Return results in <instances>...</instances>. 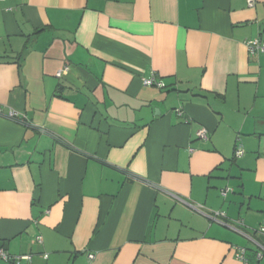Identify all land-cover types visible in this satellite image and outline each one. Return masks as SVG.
I'll use <instances>...</instances> for the list:
<instances>
[{
	"label": "crops",
	"instance_id": "crops-1",
	"mask_svg": "<svg viewBox=\"0 0 264 264\" xmlns=\"http://www.w3.org/2000/svg\"><path fill=\"white\" fill-rule=\"evenodd\" d=\"M254 39L264 0L0 1V249L32 264H242L243 248L255 264Z\"/></svg>",
	"mask_w": 264,
	"mask_h": 264
},
{
	"label": "built area",
	"instance_id": "built-area-1",
	"mask_svg": "<svg viewBox=\"0 0 264 264\" xmlns=\"http://www.w3.org/2000/svg\"><path fill=\"white\" fill-rule=\"evenodd\" d=\"M0 1H4V0H0ZM255 3H256V0H246V5L248 8H253L255 6ZM245 46L250 56H254L257 54L264 55V41H261L260 39H254L251 41H247L245 43ZM62 72L61 71L58 72L56 74V77L60 78L62 76ZM143 85L148 86V87H157L159 89L164 88V85L162 83L156 82L154 79L143 80ZM8 118L10 120H14L15 115L13 113H10ZM197 137L202 140H206L207 139L206 131L204 129L200 130L197 133ZM242 156H243V150H241L240 147L236 148L234 151V157L240 158ZM229 191H230L229 189L222 190L221 195L225 197ZM207 217L211 220L217 221L219 217H224V214L212 213V214H208ZM254 232L258 236V238L261 240V242L252 240L258 247V251L254 255L255 264L256 263L258 264L264 259V221L260 224V226ZM35 240L36 242L41 243V238L39 236L36 237ZM92 258H93L92 256H89V259H92ZM235 258L236 260L242 262V264H250L248 259L246 258V250L243 248L235 249ZM0 259L5 262H11L12 264H32L30 256L11 257L3 249H0Z\"/></svg>",
	"mask_w": 264,
	"mask_h": 264
}]
</instances>
